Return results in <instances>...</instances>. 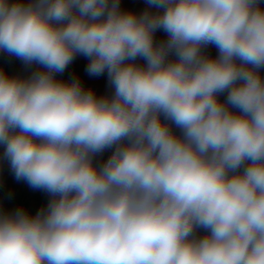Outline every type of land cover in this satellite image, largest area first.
I'll return each mask as SVG.
<instances>
[{"label": "clouds", "instance_id": "9594fccd", "mask_svg": "<svg viewBox=\"0 0 264 264\" xmlns=\"http://www.w3.org/2000/svg\"><path fill=\"white\" fill-rule=\"evenodd\" d=\"M146 2L0 0V51L40 66L0 70V145L51 197L0 213V264H264L262 0ZM77 54L111 96L56 79Z\"/></svg>", "mask_w": 264, "mask_h": 264}, {"label": "crops", "instance_id": "0c3cea01", "mask_svg": "<svg viewBox=\"0 0 264 264\" xmlns=\"http://www.w3.org/2000/svg\"><path fill=\"white\" fill-rule=\"evenodd\" d=\"M9 2L13 3L16 2V0H9ZM19 2L26 4L29 0H19ZM136 5L139 6L140 8L138 9L143 10V12L146 9H149L146 0H120V9L124 12L135 11ZM262 7H264V0H262ZM150 10L152 12H155L154 10L158 11L154 7ZM210 56L213 58L218 56V49L215 45H213V50ZM87 59L88 57L77 54L75 59L67 66L64 72L56 74V79L64 82H71L75 78L78 79L81 74L80 60L83 62V60L85 61ZM145 62L146 61L140 57H138L135 61L136 64L141 66H143ZM84 67L85 66L82 64V69ZM38 68H40L39 65H26L20 58L12 56L0 70L5 72L10 77L26 78ZM84 73L85 72L82 70V74ZM104 73L108 74L107 72ZM261 75L264 77V69H261ZM82 86L85 89V85L82 84ZM109 86L110 90H114L111 84H109ZM226 95V93L221 94L219 99L224 101L226 99ZM113 151L114 147L106 149L103 153L97 154L94 158V163H103L108 159ZM3 153L4 146L0 145V213H12L17 209L22 208L28 214L35 215L41 208H45L47 206L49 200L51 199L50 194L42 189H34L30 187L26 180H18L11 169L10 162L3 156ZM196 235L203 236L201 228L197 229Z\"/></svg>", "mask_w": 264, "mask_h": 264}, {"label": "rangeland", "instance_id": "374dc122", "mask_svg": "<svg viewBox=\"0 0 264 264\" xmlns=\"http://www.w3.org/2000/svg\"><path fill=\"white\" fill-rule=\"evenodd\" d=\"M138 4V3H136ZM140 8L139 6L136 5V10L132 11L133 13L140 15L142 14L143 10L138 9ZM142 11V12H140ZM156 12V10H154ZM154 12V13H155ZM168 36L167 33L161 28L158 29L155 34H154V41L159 43L162 41L167 40ZM170 59L172 58V56L169 57ZM82 64L83 66H85L82 69ZM85 64V65H84ZM88 64H89V58L87 60H80V75L78 77V80L80 81L81 85L84 84L85 85V89L86 90H92L97 97H104V96H111L114 92V90H110V82H109V77L108 74H100V75H91L88 72ZM146 64V62L144 63V65ZM82 70L85 72L84 74H82ZM105 72H107V70H105ZM76 79V78H75ZM109 86V87H108ZM108 87V89H107Z\"/></svg>", "mask_w": 264, "mask_h": 264}, {"label": "water", "instance_id": "95a60500", "mask_svg": "<svg viewBox=\"0 0 264 264\" xmlns=\"http://www.w3.org/2000/svg\"><path fill=\"white\" fill-rule=\"evenodd\" d=\"M12 56L13 55L0 51V69L10 60ZM171 59H175V57L173 56ZM173 130L176 132V134L178 135L180 134V130L176 128L174 125H173ZM201 230L203 232V235L207 234V231L205 229L201 228Z\"/></svg>", "mask_w": 264, "mask_h": 264}, {"label": "built area", "instance_id": "2783aa9c", "mask_svg": "<svg viewBox=\"0 0 264 264\" xmlns=\"http://www.w3.org/2000/svg\"><path fill=\"white\" fill-rule=\"evenodd\" d=\"M212 50H213V45L210 44L203 51L205 52L206 55L210 56Z\"/></svg>", "mask_w": 264, "mask_h": 264}]
</instances>
